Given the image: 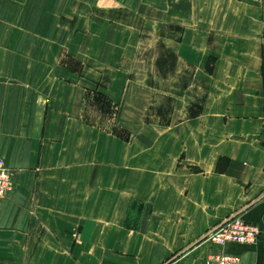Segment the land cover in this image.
Returning <instances> with one entry per match:
<instances>
[{"label": "crops", "instance_id": "1", "mask_svg": "<svg viewBox=\"0 0 264 264\" xmlns=\"http://www.w3.org/2000/svg\"><path fill=\"white\" fill-rule=\"evenodd\" d=\"M146 44L137 80L128 65ZM87 90L129 141L86 122ZM159 94L167 119H152ZM263 102L264 7L247 0H0L13 175L0 264H201L221 250L205 234L234 216L261 234L223 250L264 264Z\"/></svg>", "mask_w": 264, "mask_h": 264}, {"label": "built area", "instance_id": "2", "mask_svg": "<svg viewBox=\"0 0 264 264\" xmlns=\"http://www.w3.org/2000/svg\"><path fill=\"white\" fill-rule=\"evenodd\" d=\"M249 3L264 7V0H247ZM264 107V102H263ZM262 136L264 137V111L262 122ZM13 187V175L0 157V202L8 195ZM256 226L248 225L238 216L228 218L213 226L205 234V240L221 250L209 255L201 264H240V257L228 253L223 249L231 244L249 245L260 237Z\"/></svg>", "mask_w": 264, "mask_h": 264}, {"label": "rangeland", "instance_id": "3", "mask_svg": "<svg viewBox=\"0 0 264 264\" xmlns=\"http://www.w3.org/2000/svg\"><path fill=\"white\" fill-rule=\"evenodd\" d=\"M174 34H177V30H174ZM150 51L152 52L151 49H149V45L146 44L145 46H143L139 52L138 57L136 58L137 60H134V64H131L130 66L128 65V69L131 72V75L134 79L137 80H144V78L148 77L147 75V69H148V57L150 54ZM155 52L159 55L162 56V64L161 67L165 68V67H170L169 69H173L174 67V63H173V59L170 56H165V52L163 50L162 47L157 46L155 49ZM145 76V77H144ZM163 78H165V75H160ZM186 78L188 79L187 81H189L190 76H186ZM148 81V79H147ZM160 82V81H159ZM158 83V85L163 86L164 83ZM90 91H85L82 94V114L85 118L89 119L90 121H92L94 123V125L100 129L103 130H107L109 131L111 128L113 127H118L119 129H124L122 128L120 125H117L115 122V115L117 113L116 110V106L115 109L112 110L113 113H109V114H103L100 113L99 110L96 109L95 107V103L93 102V98L91 95H89ZM193 96L195 97V105L193 106V108H191L192 112L196 111V108L199 102H201L202 100V90H194L193 91ZM157 103L158 106H156L154 108V111L152 113V119L153 118H160V119H167L168 114L170 113L171 110V105H172V98L171 96L168 95H162L159 94L158 95V99H157ZM126 130V129H124ZM127 131V130H126ZM131 135V134H130ZM124 137H127V134L123 133ZM131 138V137H130Z\"/></svg>", "mask_w": 264, "mask_h": 264}, {"label": "trees", "instance_id": "4", "mask_svg": "<svg viewBox=\"0 0 264 264\" xmlns=\"http://www.w3.org/2000/svg\"><path fill=\"white\" fill-rule=\"evenodd\" d=\"M89 95L92 96L93 98V102L95 103V107L97 110H99L100 113L103 114H109V113H113L112 110L115 109V105H113L111 103L110 100H108L102 93L98 92V91H90L88 92ZM86 122L89 124L94 125V123L92 121H90L89 119L85 118ZM113 135L124 139L125 141H129L130 140V133L124 129H119L118 127H113L109 130ZM123 133L127 134V137L123 136Z\"/></svg>", "mask_w": 264, "mask_h": 264}]
</instances>
